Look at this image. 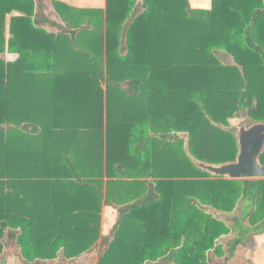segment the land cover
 I'll return each mask as SVG.
<instances>
[{
  "label": "trees",
  "instance_id": "trees-1",
  "mask_svg": "<svg viewBox=\"0 0 264 264\" xmlns=\"http://www.w3.org/2000/svg\"><path fill=\"white\" fill-rule=\"evenodd\" d=\"M218 3L214 0V6ZM135 7L136 0H108L105 17L100 10L46 0H0V90L24 85L28 75L59 66L63 73L58 81L95 86L101 95L104 84L108 89L127 84V94L141 96L140 101L128 99L129 108L134 111V103L140 104L137 112L146 118L148 133L158 137L143 142L142 154L128 152L130 173L121 174L143 177L137 184L143 194L121 206L111 236L101 238L100 208L96 216L78 211L73 219L58 221V205L48 203L58 199L57 171L6 172V120L0 119V232L21 229L14 236L27 261L36 259L34 255L55 257L62 246L67 258L99 249L98 264H146L167 256L175 264H210L221 248L218 241L233 233L222 214L233 213L245 197L254 208L245 212L250 225L264 228V180L215 177L195 163L236 161L238 141L228 131L229 120L254 99L258 105L249 106V116L264 122V80H251L249 64L243 61L252 46L221 32L215 9L211 25L202 22L201 27L187 0H144ZM220 49L244 73L222 67L213 56ZM6 53L18 58L8 62ZM118 107L117 102L108 108L106 124L107 135L116 142L125 130L111 120ZM132 115L128 124L133 127ZM117 152L107 155L121 158ZM260 162L264 166V153ZM138 166L144 171L135 173ZM148 178L153 182H145ZM24 207L31 221L23 220ZM239 243L230 244L229 257Z\"/></svg>",
  "mask_w": 264,
  "mask_h": 264
},
{
  "label": "crops",
  "instance_id": "crops-1",
  "mask_svg": "<svg viewBox=\"0 0 264 264\" xmlns=\"http://www.w3.org/2000/svg\"><path fill=\"white\" fill-rule=\"evenodd\" d=\"M46 1L58 2L72 9L100 10L104 12L105 17L108 6V0ZM187 1L190 11L198 13L199 26L202 27V22L211 25L212 11L215 9V25L219 23L220 31L234 36L242 44L253 47L249 53H245L243 61L249 64L251 80H264V0H219L217 6H214V0ZM143 2L144 0H136V7ZM219 14H223L220 19ZM236 17H239L237 21ZM213 56L222 67L243 72L242 65L228 51L216 50ZM17 58L18 55L5 54L8 62ZM207 60L208 58H205V61ZM61 68L59 66L54 71H36L27 76L24 85L8 86L0 90V119L6 120V158L2 165H5L7 173L42 174L57 171L58 176L55 177H58V199H49L48 203L58 205V221L62 222L66 217L73 219L74 212L77 214L78 211L88 212L89 217L96 216L100 208V236L109 237L119 219L121 206L130 201L129 199L132 200L133 195L135 199L143 194L142 186L137 185L144 182L143 177L133 179L121 174L130 173L126 166L129 161L127 154L130 150L142 154L143 142L147 141L148 137L152 139L154 134L148 133L146 118L137 112V106L141 108L140 104L134 103V111L129 108L128 99L139 98L140 101L141 96L127 94L130 91L127 84L118 89H108L104 84L101 86V95L95 86L69 85L58 81V76L63 73ZM116 91L119 94H116ZM117 102L120 107L112 111L114 116L111 120L125 129L123 136L120 135L117 139L118 142L112 139L111 135L108 136L106 130L108 108H114ZM257 105V100L254 99L249 106L256 108ZM249 106L229 120L228 131L236 135L235 137L240 124L241 127L264 124L249 116ZM131 115L134 116L133 127L128 124L132 123ZM83 125L93 127L84 129ZM179 136L188 141L185 134ZM114 151H118L117 154L121 158L108 157L107 153ZM137 171L141 173L144 170L142 166H138L134 172ZM55 177L49 178V181L52 182ZM78 178H81L84 184L77 182ZM153 180L148 178L145 182ZM35 183L39 185L38 182ZM251 204L248 198H242L233 213L222 214L220 219L231 226L233 233L218 241L221 248L210 264H264V228H258L257 224L250 225V217L245 213H252L254 208ZM28 206L30 207L29 202ZM27 207L23 208V220L31 221L32 216L28 214ZM20 230L7 227L0 232V264H98L99 249L84 253L80 257L67 258L62 246H58L55 257L34 255L32 258L36 259L27 261L14 236L15 233L18 235ZM236 239L240 243L233 253L235 255L229 257L230 244ZM100 243L101 240L97 244ZM52 249L46 252L49 254L54 251V248ZM146 264L175 263L167 256Z\"/></svg>",
  "mask_w": 264,
  "mask_h": 264
},
{
  "label": "water",
  "instance_id": "water-1",
  "mask_svg": "<svg viewBox=\"0 0 264 264\" xmlns=\"http://www.w3.org/2000/svg\"><path fill=\"white\" fill-rule=\"evenodd\" d=\"M236 136V135H235ZM239 154L235 162L211 165L196 162L203 171L215 177L231 180L264 178V166L260 158L264 153V124L256 123L241 127L237 132Z\"/></svg>",
  "mask_w": 264,
  "mask_h": 264
},
{
  "label": "rangeland",
  "instance_id": "rangeland-1",
  "mask_svg": "<svg viewBox=\"0 0 264 264\" xmlns=\"http://www.w3.org/2000/svg\"><path fill=\"white\" fill-rule=\"evenodd\" d=\"M10 18H11V16H8V19H7V28H8V25H9V23H10ZM101 91V90H100ZM236 123V122H235ZM241 126H242V124H240L239 125V127L241 128ZM235 255V254H234ZM233 255V256H234Z\"/></svg>",
  "mask_w": 264,
  "mask_h": 264
}]
</instances>
